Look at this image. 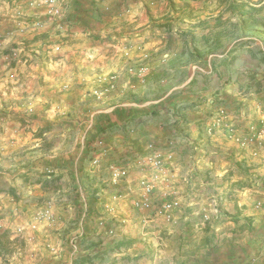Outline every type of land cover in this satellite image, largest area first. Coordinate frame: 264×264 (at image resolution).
<instances>
[{
	"label": "crops",
	"instance_id": "1",
	"mask_svg": "<svg viewBox=\"0 0 264 264\" xmlns=\"http://www.w3.org/2000/svg\"><path fill=\"white\" fill-rule=\"evenodd\" d=\"M61 3L58 18L43 6L18 14L0 6V234L11 244L0 264H264V216L253 207L264 201V0ZM29 26L49 36L33 40L38 57L22 60L34 35H25ZM220 110L226 118L219 125ZM205 137L218 154H202ZM155 148L165 150L175 175L169 192H156L165 167L144 161ZM225 158L230 172L216 168L218 159L228 165ZM111 165L123 172L116 183ZM100 166L106 177L94 175L101 184L120 185L99 197L110 202L119 194L118 217L99 210L114 235L97 228L101 215L79 193L80 180L88 181V195L103 191L91 184ZM242 172L261 181L251 199L243 208L226 201L220 219L201 223L204 211L213 214L228 199L227 185L207 187ZM144 173L157 178L148 195ZM164 201L175 205L167 226L153 219ZM41 210L51 217L33 219Z\"/></svg>",
	"mask_w": 264,
	"mask_h": 264
},
{
	"label": "rangeland",
	"instance_id": "2",
	"mask_svg": "<svg viewBox=\"0 0 264 264\" xmlns=\"http://www.w3.org/2000/svg\"><path fill=\"white\" fill-rule=\"evenodd\" d=\"M2 5H4V10H8V11H11V13H13V14H18V11L19 10H21V9H24V8H28V6L29 7H39V6H43V8L45 9V12H46V14L47 15H50V16H54V17H56V18H58V16H60L61 14H62V7H63V4L61 3V0H0V6H2ZM26 26V25H25ZM59 26H61V23L59 24ZM30 28H28V27H26V28H24V29H26L25 31V35H32V34H34L32 37H29L28 39L26 38V40H28V41H32V42H30L28 45L29 46H26V47H28V48H24L23 50H21V52H20V54H19V58L20 59H28V58H30V56L32 57V59L34 58L33 56L35 55V56H39V53H40V51H38V52H36L35 51V47L33 46V45H31L32 43H33V40H35L36 39V37H42L41 39H48V34H47V36L46 37H43V36H41L42 35V33H35L36 31H37V29H35L33 26H29ZM30 29V30H29ZM255 31H256V29H254ZM24 35V36H25ZM253 35H255V36H257L258 34L256 33V34H253ZM64 39V37H62V36H60L59 37V40L58 41H60V40H63ZM251 41H254V40H251ZM22 46H24V44L22 45ZM46 50H49L48 48L46 49ZM42 52H44V56L43 57H45V56H48L47 54V51H45V50H43ZM45 58H47V57H45ZM222 105V104H221ZM219 106V105H218ZM209 118V121H210V119L212 120V117L210 116V117H208ZM215 122H217V118H216V120H215ZM207 118H206V122H204V124H206L205 125V128H207L208 126L209 127H214V125L212 126V122L210 123H208V125H207ZM204 131H205V129H204ZM207 131V130H206ZM206 134H208V136H209V138H211V136L214 134V131H213V133L211 132V134H209L208 132L206 133ZM248 136V135H247ZM209 141L210 140H208V139H206V137L204 138V141H203V146H199V149L201 150V151H203L202 152V154H207L208 153V155H209V152H212V151H214L215 153L214 154H218V152H217V150H211V148H210V144H209ZM151 142H154L155 144H157V145H159V146H162V147H164L165 146V142H156V141H151ZM256 142V141H255ZM255 142H253V143H255ZM253 143H250V144H253ZM174 145H175V142H174ZM216 148V147H215ZM161 149V148H160ZM175 148H174V155H175ZM165 151V150H164ZM194 151H196V150H194ZM223 156L224 155H222V156H220V158H222V161H223ZM254 156V155H253ZM252 156V157H253ZM228 161V159L227 158H225L224 159V163L226 162L228 165H223V163H222V161H220V159H218L217 161H215L216 162V168L218 169V171H221V170H223V169H225L227 166H229V172H230V168H232V165L230 164V161L229 162H227ZM133 161V160H132ZM132 161H130L129 162V166H130V168H129V170L131 169V172H133L136 176H138V169H136L135 167H133L132 165H131V163H132ZM126 161H123V162H119L118 164L120 165V163H121V165L122 164H126L125 163ZM252 163H253V161H252ZM144 166H146L145 164H143ZM165 165L166 164H164V167H165ZM148 166V165H147ZM173 168L174 169H176V165H175V162H174V164H173ZM105 167V166H104ZM104 167H101L100 166V168H99V170H98V172H94V173H92V179L94 180V182H92L91 184H94V183H98L100 186H101V188L103 189V191L101 192V193H98V194H96L95 195V191L92 193V195H88V193L86 192V189L87 190H89L88 189V184H87V182L84 180V183L80 180V186H81V188H80V191H79V193L80 192H83L86 196H87V198H88V201H89V203H90V205H91V211L90 212H93V216H95V218L96 217H98V216H103V217H106V214H104L105 212L104 211H99V210H103V204L105 203V202H107V200L105 201L104 199H100L99 197H102V198H104V197H106V198H109V196L111 195V193L114 191V190H117V188H119V186L120 185H116V186H107L104 182L101 184L100 183V180H99V178H98V176L97 175H100V178L102 177L103 179L106 177V176H104V174H106L105 172H104ZM150 167V166H149ZM163 167V168H164ZM233 168H236L235 166L233 167ZM152 169V168H151ZM154 169V168H153ZM155 170V169H154ZM156 171H158V170H156ZM130 172V171H129ZM159 172H161V171H159ZM97 173V175H94V174H96ZM154 173H156L155 171H154ZM150 174L149 173V175H147L146 173H144V176L145 175H147V176H149L148 178H146V180L144 181V182H147L148 181V179L149 178H151L152 176L153 177H155V174ZM161 173H165V175L166 176H163V175H161V178H160V180H162V182H164L163 184H159L157 187H156V192L157 191H165L166 190V192H169L170 190H171V188H172V186H176L175 185V182H172L171 180L175 177V175H174V172H173V170L172 169H170V168H167V167H165L164 168V171L163 172H161ZM134 175V176H135ZM233 177V176H232ZM137 178V177H136ZM134 179L133 177H131L130 176V180H131V183L132 184H134V188H136L137 190L139 189L138 188V183H137V179ZM144 178V177H143ZM216 178V177H215ZM217 178H219V183H214L213 185L211 184V185H209L208 187H207V190L209 189V192H211L214 188H216V187H221V186H226L227 185V188H228V194H227V197H228V199H226V200H221L220 201V203H219V207H220V210L222 211V214L224 215L225 214V211H224V209L222 208V205L224 204V203H226V201L227 202H234V204H237L240 208H243V206H241L240 204H243L244 202V198L246 199V200H250L251 199V197H252V195L254 194L253 192H255V191H257V189H255V188H253L252 189V191L249 193V192H247L244 196H240L238 193H237V190L239 189V187L240 186H244V187H250V186H252L255 182H258L259 183V186H261V181H260V179H259V177L258 176H250L249 175V172H242V177L239 179V180H235V177H233L234 178V180L233 181H231L232 180V178L230 177V176H228V177H218L217 176ZM102 180V179H101ZM142 181L143 179H142V177H139L138 178V181ZM154 180H157V178H155V179H152V181H149V182H152L153 183V186L155 187V182H154ZM82 182V183H81ZM239 182H241V183H239ZM86 184H87V188L85 189V187H86ZM177 184V183H176ZM143 185V184H142ZM141 185V186H142ZM239 186V187H238ZM154 187H153V190H154ZM159 188H161V190H158ZM233 189V190H232ZM237 189V190H236ZM236 190V191H235ZM262 189L260 188L259 189V191H261ZM91 191V190H90ZM100 192V191H99ZM78 193V194H79ZM90 194V193H89ZM113 195V194H112ZM167 195H168V193H167ZM166 195V196H167ZM165 196V195H164ZM208 196L210 197V194H208ZM98 199H97V198ZM104 200V201H103ZM209 201V198H208V200H206V202H208ZM119 202V201H118ZM118 202H116V204L118 203ZM205 202V203H206ZM27 204H28V202H26ZM204 203V204H205ZM116 204L114 205V210H113V213L116 215L117 213H116V208H115V206H116ZM218 204V203H217ZM29 207V209L31 210L32 208H30V206H28ZM100 208V209H99ZM81 213H82V208H81V211H80V215H81ZM152 214V213H151ZM100 216V217H101ZM116 217H118V215H116ZM107 218H108V216H107ZM106 218V219H107ZM158 218V217H157ZM156 217L155 218H153V219H157ZM221 218V215H219V218L218 219H220ZM33 219H36L35 218V216H33ZM160 219V218H159ZM36 220H38V221H40V220H42V219H36ZM126 220V219H125ZM161 220H162V222L163 223H165L166 224V226H167V224H169V223H167L164 219H162L161 218ZM126 223V222H125ZM125 223L122 225V226H124L125 225ZM17 231L18 232H20L21 231V229L20 228H18L17 229ZM80 238V237H79ZM78 243H79V239H78V241H77ZM77 243V244H78ZM19 248V246H15V251H17L16 249H18ZM15 251L13 252V253H15ZM13 253H12V255H13ZM15 255V254H14ZM10 261L11 262H15L16 261V259L14 258V259H10Z\"/></svg>",
	"mask_w": 264,
	"mask_h": 264
},
{
	"label": "bare ground",
	"instance_id": "3",
	"mask_svg": "<svg viewBox=\"0 0 264 264\" xmlns=\"http://www.w3.org/2000/svg\"><path fill=\"white\" fill-rule=\"evenodd\" d=\"M225 110V108H224ZM224 110H220L217 114V124H219L220 122H222L223 120H225L226 118V113L224 112ZM216 117V116H215ZM220 125V124H219ZM207 132L209 134H211L212 132V128L211 127H207L206 128ZM98 145L102 144V141L101 140H98L96 142ZM172 144V143H171ZM105 153V152H103ZM165 151L163 149H160V148H155L153 149L149 154L145 155L144 157V161L146 162V164H148L149 166H151L152 168H154L155 170H162L163 167H164V164H165ZM100 163V160L98 157L96 158H93L91 160V164L92 166H97L98 164ZM110 169H111V172H112V181L114 183H116L121 177H123V172L122 170H120L118 167L114 166V165H111L110 166ZM153 178V177H152ZM151 178V179H152ZM150 180V179H149ZM259 184L257 182H255L252 186H248V187H244V186H238L239 189L237 190V193L240 195V196H244L247 192L250 193V189L252 188H256ZM143 188V192L145 195H148L152 192L153 190V183L152 182H145L142 186ZM257 189V188H256ZM235 190V191H236ZM119 194H113L111 196V201L110 202H107L105 204V209L106 211H111L113 210V202L115 201V199L118 197ZM246 196V195H245ZM87 202V201H86ZM85 202V203H86ZM216 203V202H215ZM142 205L143 206H146L147 205V202L146 201H143L142 202ZM219 206V204H218ZM217 206V203L213 206V214L206 210L204 211L202 214H201V218H200V222L201 223H206V222H209V221H213L217 218H219V209ZM253 207L255 209H257L258 211H261L263 216H264V201L262 202H253ZM253 208V209H254ZM85 210V209H84ZM89 211L88 210V207L86 208L85 210V213ZM105 211V212H106ZM174 213H175V205L171 202V201H164L163 203H161L155 210V217H158V218H162L164 219L166 222H171L174 218ZM87 214V213H86ZM35 218L36 219H42V218H50V213L48 210H41V211H37L35 214H34ZM86 216V215H85ZM86 218V217H85ZM115 220V219H114ZM115 222V221H114ZM200 223V224H201ZM106 224H107V219L106 217H99L98 220H97V228H99L100 231H103L105 234L107 235H114L115 232H116V226L115 225H110L109 227H106ZM98 230V231H99ZM75 236V235H74ZM79 235L77 234L74 238H72V245L73 247H77V241L79 239ZM73 250V249H72ZM79 251V250H78Z\"/></svg>",
	"mask_w": 264,
	"mask_h": 264
},
{
	"label": "trees",
	"instance_id": "4",
	"mask_svg": "<svg viewBox=\"0 0 264 264\" xmlns=\"http://www.w3.org/2000/svg\"><path fill=\"white\" fill-rule=\"evenodd\" d=\"M245 171V169H243ZM241 183V182H239ZM11 244L5 234H0V255H6L11 251ZM6 264V263H5Z\"/></svg>",
	"mask_w": 264,
	"mask_h": 264
}]
</instances>
